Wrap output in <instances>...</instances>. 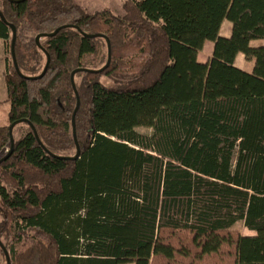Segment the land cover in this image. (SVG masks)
<instances>
[{"label": "trees", "instance_id": "16d2710c", "mask_svg": "<svg viewBox=\"0 0 264 264\" xmlns=\"http://www.w3.org/2000/svg\"><path fill=\"white\" fill-rule=\"evenodd\" d=\"M123 7L0 6V153L28 127L0 157L7 264H264V0ZM101 41L105 65L90 68Z\"/></svg>", "mask_w": 264, "mask_h": 264}, {"label": "rangeland", "instance_id": "374dc122", "mask_svg": "<svg viewBox=\"0 0 264 264\" xmlns=\"http://www.w3.org/2000/svg\"><path fill=\"white\" fill-rule=\"evenodd\" d=\"M75 2H77L80 6H82L86 11L90 13H96V12L107 10L116 16H122L124 15L123 6L126 0H75ZM2 3H3V0H0V6L2 5ZM224 31L226 32V28H224ZM253 46L254 47L264 46V40L254 41ZM6 47H7L6 44L3 43L2 40H0V102H2V104H0V121H4V122L6 121V117L8 113L7 109H9V107L5 105L6 98H7V88H6L5 78H4L5 67H6L5 58L8 57V51ZM208 52L209 50L206 49L205 52L203 53V58L205 60H207L206 54ZM211 54L212 52L210 50L209 57H211ZM106 56H107V47H106L105 41H101V47H100L99 54L96 56H89L88 58L87 62H89L88 64L89 67L90 68L103 67L105 65ZM235 65L245 71L251 72L254 69L255 62L246 60L244 55H239L236 59ZM80 81H81V78L80 77L77 78V82H80ZM102 82L107 87L115 86L114 83L106 77L102 78ZM13 131H14L15 139L18 140L27 133L28 127L24 124H21L17 126ZM138 132L144 135H149L151 134L152 131L148 128L141 127V128H138ZM8 151H9V147H6L5 151L0 153V157L4 153H7ZM0 221H1V218H0ZM234 228L241 231L244 235L250 233V231L244 226L243 221L238 222L234 226ZM2 242L3 244H7L6 240H3ZM0 264H7V260L5 258L4 253L1 251V248H0ZM127 264H131V263H127Z\"/></svg>", "mask_w": 264, "mask_h": 264}, {"label": "crops", "instance_id": "0c3cea01", "mask_svg": "<svg viewBox=\"0 0 264 264\" xmlns=\"http://www.w3.org/2000/svg\"><path fill=\"white\" fill-rule=\"evenodd\" d=\"M224 28H226V32L224 31ZM221 34H222V36H224V37H230L231 36V34H232V23L231 22H229V21H226V22H224V24H223V27H222V31H221ZM3 41V40H2ZM4 43V42H3ZM253 43L254 42H252V45H253ZM213 48H214V43L213 42H207L206 44H205V46H204V49H203V51L199 54V61L201 62V63H207V61L209 60V56H210V50H211V52L213 51ZM206 49H208L209 50V52L206 54V57H207V60H205L204 58H203V53L205 52V50ZM240 55H243V54H240ZM0 104H2V102H0ZM7 107H10V105H9V102L7 101V98H6V104H5ZM8 110L9 109H7V112H8ZM2 111V110H1ZM250 231V230H249ZM245 235H247V236H256L257 235V232H255V231H250V233L249 234H245Z\"/></svg>", "mask_w": 264, "mask_h": 264}, {"label": "water", "instance_id": "95a60500", "mask_svg": "<svg viewBox=\"0 0 264 264\" xmlns=\"http://www.w3.org/2000/svg\"><path fill=\"white\" fill-rule=\"evenodd\" d=\"M13 30H15V27H13ZM110 62H111V59L109 60V63H110ZM46 70H47V69H46ZM73 78H74V75H73ZM79 107H80V102L78 103V107H77L76 112L78 111ZM76 112H75V115H76ZM75 115H74V118H75ZM10 136H11V141H12V150L9 152L8 156H7L5 159L9 158V157L12 155V153H13V142H14V137H13V127H12V126L10 127ZM5 159H4V160H5ZM0 244H1V241H0ZM1 246L3 247V245H1ZM8 264H10V262H9Z\"/></svg>", "mask_w": 264, "mask_h": 264}, {"label": "bare ground", "instance_id": "6f19581e", "mask_svg": "<svg viewBox=\"0 0 264 264\" xmlns=\"http://www.w3.org/2000/svg\"><path fill=\"white\" fill-rule=\"evenodd\" d=\"M1 123H4V121H0V124H1ZM13 130H14V129H13ZM8 152H9V151H8ZM1 245H3V247H2ZM1 247L4 248V244H3L2 241H1V244H0V248H1Z\"/></svg>", "mask_w": 264, "mask_h": 264}]
</instances>
